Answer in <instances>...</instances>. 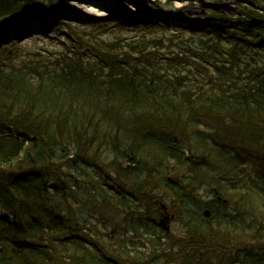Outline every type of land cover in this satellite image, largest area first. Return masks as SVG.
I'll list each match as a JSON object with an SVG mask.
<instances>
[{
  "label": "trees",
  "instance_id": "trees-1",
  "mask_svg": "<svg viewBox=\"0 0 264 264\" xmlns=\"http://www.w3.org/2000/svg\"><path fill=\"white\" fill-rule=\"evenodd\" d=\"M39 1L0 0V25ZM202 11L207 30L0 45V264H264V0ZM233 232L253 244L229 257Z\"/></svg>",
  "mask_w": 264,
  "mask_h": 264
},
{
  "label": "rangeland",
  "instance_id": "rangeland-1",
  "mask_svg": "<svg viewBox=\"0 0 264 264\" xmlns=\"http://www.w3.org/2000/svg\"><path fill=\"white\" fill-rule=\"evenodd\" d=\"M96 1L102 2L106 7L105 9H102L105 14L106 10L112 11L113 9H120L119 15L124 18L125 24L122 25L119 23L116 20L117 17L115 15L87 16L84 12H77V10L60 6L59 9L62 10L63 17L57 18L54 22L51 21L53 28L46 38L36 39L35 37L38 35H29L24 37L8 33L10 27L15 25L16 21H21L26 19V17L34 15L38 9L43 12L45 17L49 18V16L45 13L46 10L44 2L43 0H40L38 6L31 11H22L18 15L7 18L2 22L0 25V45H6L14 50H20L24 53L43 52L44 49H71L72 47L70 45L69 33L63 28L64 25L66 26L68 24L79 28L87 25L88 29H92L97 24H103L106 26L104 29H108L107 34L105 35V37L108 38H112L113 34L133 37L135 33L140 32V29H142L143 26L147 24L154 25L155 23L162 24L172 33L178 31L179 29L207 30L210 28V25L206 23L205 18L200 17L203 13V9L208 11L209 7L216 6L219 11L239 15L243 12L244 5L256 3V0H197L198 5H188L189 1L184 0H181V2L177 0H157V2H150L148 0H132V3H126L125 0ZM70 2L78 6L84 3L83 0H71ZM58 4H60V0H51L52 9L56 6L58 8ZM180 5H183V7ZM254 6L258 8L256 5ZM62 23L64 24L62 25ZM209 200H211V197L205 198V201ZM164 202L168 205V207L171 205L167 200H164ZM169 212L174 214L172 209H169ZM0 217H7V215L0 211ZM155 218L159 220L157 215ZM168 226L170 228V236L178 239L182 232L181 224L177 223L174 219L168 224ZM225 233V229H222L219 232L221 236ZM230 240L233 241V243H231L232 248L228 253L229 257L238 255V252L240 251L239 249L242 250L249 247L238 244H253V242L250 241L249 236L242 235L239 232L231 233Z\"/></svg>",
  "mask_w": 264,
  "mask_h": 264
},
{
  "label": "bare ground",
  "instance_id": "bare-ground-1",
  "mask_svg": "<svg viewBox=\"0 0 264 264\" xmlns=\"http://www.w3.org/2000/svg\"><path fill=\"white\" fill-rule=\"evenodd\" d=\"M71 0H60V4H58L55 8L52 9V13H45L49 15V18L45 17L43 12L41 10H37V12L34 15H31L29 17H26V19L15 22V25L11 26L8 33L10 34H17L21 36H29V35H38L35 38L36 39H43L46 38L47 35L52 31L53 25L52 22H54L57 18L63 17V12L60 8V6L77 10V12H84L87 16H105V15H115L117 17V21L124 25V18L119 15L120 9H113L106 10V14L102 11V9H105L106 7L103 5L102 2H98L96 0H83L84 3L81 5H75L74 3L70 2ZM111 1V0H109ZM121 1V0H120ZM148 1H156L157 0H148ZM181 2V0H177ZM189 1L188 5L196 4L198 5L197 0H184ZM126 3H132V0H125ZM181 6V5H180ZM183 7V5L181 6ZM67 17V16H65ZM52 21V22H51Z\"/></svg>",
  "mask_w": 264,
  "mask_h": 264
},
{
  "label": "water",
  "instance_id": "water-1",
  "mask_svg": "<svg viewBox=\"0 0 264 264\" xmlns=\"http://www.w3.org/2000/svg\"><path fill=\"white\" fill-rule=\"evenodd\" d=\"M157 207L160 211V218H159V222L161 224V226L167 231L170 232V228L168 226V224L173 221L176 217L174 214H171L169 212V208L167 207L166 204L162 203V202H157ZM205 216L209 217L210 216V212L206 211L205 212Z\"/></svg>",
  "mask_w": 264,
  "mask_h": 264
}]
</instances>
